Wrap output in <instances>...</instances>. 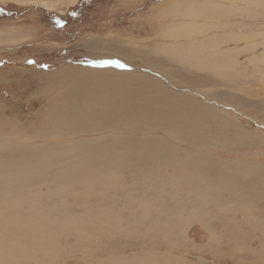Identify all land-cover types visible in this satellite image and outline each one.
Instances as JSON below:
<instances>
[{"label":"rangeland","instance_id":"rangeland-1","mask_svg":"<svg viewBox=\"0 0 264 264\" xmlns=\"http://www.w3.org/2000/svg\"><path fill=\"white\" fill-rule=\"evenodd\" d=\"M175 1L182 6L201 3L0 0V38L9 29L25 36L18 43L0 39V139L18 145L14 148L17 151L37 145L56 162L70 155L76 142L99 144L100 150L111 144L117 150L118 146L111 142L107 146L103 141L119 139L130 144L129 139L136 135L168 140L172 136L180 150L193 149L205 156L212 164L207 175L213 182L219 179L216 163L222 161L235 175L228 179L253 184L247 189L254 201L253 212L245 213L240 205L237 210L224 212L209 204L207 212L216 214H211L215 218L190 221L172 236L175 239L171 246L158 234L121 237L105 229L96 239L87 234L83 242L73 235L63 236L61 244L70 245L71 250L65 248L59 253L62 259L58 264L93 263L108 258L114 250L130 259L138 252H168L175 257L174 264H264V184L250 177L264 178V171L259 169L264 168V64L254 65L243 58L238 70L232 67L230 71L214 72L161 50L163 44L172 41L164 37L165 24L185 17L164 13ZM241 2L237 10H230L231 15L218 13L209 18L214 24L209 23L205 32L210 37L260 32L264 38V4ZM71 11L74 16L69 15ZM198 18L186 16L192 22ZM223 24L225 28H221ZM203 32L196 33L197 37L209 36ZM260 35L256 36L259 40ZM263 47L261 44L256 48L257 54ZM121 48L139 53H109ZM120 72L122 79L117 80ZM156 87L161 96L152 90ZM162 97L166 101H160ZM86 99L92 105L90 113L79 107ZM174 100L178 105L169 102ZM41 141L48 146H40ZM37 157H41L38 152ZM158 166L151 170L145 167L142 171L149 172L145 177L135 173V168L119 169L122 175L118 184L126 193L108 192L104 198L97 188L106 183L93 181L94 193L85 194L83 182L77 180L63 193L64 201L71 213H81L84 208L75 198L83 192L86 206L109 207L111 219L117 218L115 213L121 214L120 223L127 229L139 213L138 202L152 201V187L173 171L169 165ZM87 179L94 180V174H88ZM39 191L46 194L42 200L46 204L55 200L57 191L52 184L40 185ZM221 199L217 197L216 201ZM211 236L218 241L215 243ZM87 245L96 246V253L90 254Z\"/></svg>","mask_w":264,"mask_h":264},{"label":"bare ground","instance_id":"bare-ground-1","mask_svg":"<svg viewBox=\"0 0 264 264\" xmlns=\"http://www.w3.org/2000/svg\"><path fill=\"white\" fill-rule=\"evenodd\" d=\"M67 1L73 3L76 0ZM241 1L248 4L249 2L253 3V6L254 3L259 4L260 2L259 0ZM241 1L201 0L199 4H184L183 6L179 1V3L175 1L176 4L170 6L171 1L168 4L170 7L168 6L164 13L171 16L181 14L185 17H182L183 20L165 24L163 27L164 37L173 42L159 44V46L162 45L160 49L165 50L168 54H174V58L177 55L180 58L188 59L189 64L193 66H203L214 72L229 70L232 67L239 69L243 58L254 65L264 64V47L261 54L256 52L259 45L263 44L264 46V38L260 32L244 36L242 33L225 36L222 34L214 36L213 34V37L205 32L206 29L209 30V23L214 24L213 21H208L209 18L218 15V13L227 15L230 10L236 9V5L242 3ZM263 4L264 0H261L259 5ZM238 6L240 7V5ZM239 7L238 9H241ZM193 15L195 18L199 17V21L196 20L198 22L186 19V16L189 18ZM201 18H205L208 24ZM196 24L198 25L195 26ZM224 26V24L221 25V28ZM202 31L209 36L197 37L198 34H202ZM196 33L198 34L196 35ZM259 35L261 36L260 40L256 37ZM24 38L25 36L20 31L9 29L0 39L8 40V43H18ZM180 40L182 41L179 42ZM221 44L225 47L220 48ZM111 51L109 53L114 55L139 53L138 50H124L123 48ZM252 68L254 70V67ZM262 72L264 73V69ZM120 76L117 80L122 79L121 72ZM152 90L158 95H162L158 87L152 88ZM205 100L210 102L207 97ZM160 101H166V99L162 97ZM169 102L172 103V106L178 105L177 100ZM91 106L90 99L79 104L80 109L85 113L92 112ZM137 112L143 113L144 109H137ZM171 137L169 136L168 140L167 138L149 136V134L136 135L129 139L130 144L123 143L119 139L103 141L107 146L110 142L113 146H118L117 150L112 149L111 144V147L108 146L100 150L99 144L76 142L74 151L56 162H52V157L47 158L37 145L30 150L17 151L14 148L19 147L18 145L0 139V264H58L62 259L59 253L65 251V248L71 250L70 245L61 244L63 236L73 235L76 240L83 242L87 239V234L96 239L105 229L121 237L127 235L142 238L141 235L145 236V233H148L149 237L158 234L161 238H166L167 244L171 246L175 239L172 236L180 232L190 221H208L215 218L216 214L207 212L209 204H213L214 209L224 212L237 210L239 205L245 213L253 212L254 201L247 191L248 188L253 187L252 183L237 184L228 179L235 178V175L228 172L226 169L228 164L222 161L216 163L215 169L219 179L213 182V178L207 175L210 174L209 168L212 164L206 160L205 156L193 149L180 150ZM39 145L48 146V143L41 141ZM60 149L64 151L63 147ZM37 152L41 157H37ZM162 164L169 165L173 171L168 176L159 178L160 182L152 187L155 195L153 200L151 198L152 201L144 199L138 202L139 213L131 227L125 229L123 223H120L123 217L119 213H115L117 218L112 220L109 207L97 205L88 207L85 205L87 198L84 195L90 192L94 193L91 187L93 181L96 180L100 184L106 183L97 188V193L100 196L108 192L125 194V188L118 184L122 175V171L119 169L135 168V173L145 177L149 173L142 171L145 167H150L151 170V167L155 168ZM248 165L250 166V164ZM259 169L264 171L261 166ZM88 174H94V180H88ZM250 177L258 183L264 184L263 177L259 175ZM77 180L83 182L85 194L80 193L75 201L79 202L84 210L81 213H71L64 201L63 193L66 194L67 188ZM50 184L56 188L57 192L54 194L55 200L46 204L43 202L46 194L41 195L39 186ZM246 184L250 185L245 187ZM261 188L262 186L258 190ZM131 191L132 189L129 190V192ZM217 197L222 198L218 200L220 202L216 201ZM101 198H104V195ZM211 214L215 216L213 217ZM207 228L209 227L207 226ZM233 237L235 236L233 235ZM211 238L215 243L218 241L215 236H211ZM209 245L212 247L213 242ZM86 249L90 254H95L98 248L87 245ZM157 253L138 252L130 259L126 256L121 257L118 251L114 250L108 258L105 257L93 263L88 262V264H174L176 261L175 257L168 252ZM83 254H86V251Z\"/></svg>","mask_w":264,"mask_h":264},{"label":"trees","instance_id":"trees-1","mask_svg":"<svg viewBox=\"0 0 264 264\" xmlns=\"http://www.w3.org/2000/svg\"><path fill=\"white\" fill-rule=\"evenodd\" d=\"M74 14H75V13H74L73 11H71V12L69 13V15H72V16H74Z\"/></svg>","mask_w":264,"mask_h":264}]
</instances>
